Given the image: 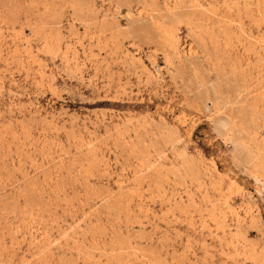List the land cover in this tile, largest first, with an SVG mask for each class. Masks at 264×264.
I'll return each instance as SVG.
<instances>
[{
  "label": "rangeland",
  "instance_id": "1",
  "mask_svg": "<svg viewBox=\"0 0 264 264\" xmlns=\"http://www.w3.org/2000/svg\"><path fill=\"white\" fill-rule=\"evenodd\" d=\"M0 264H264V0H0Z\"/></svg>",
  "mask_w": 264,
  "mask_h": 264
}]
</instances>
